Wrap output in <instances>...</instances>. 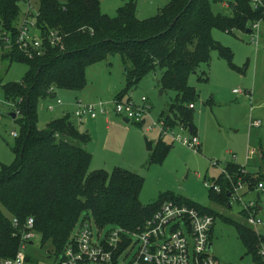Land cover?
Instances as JSON below:
<instances>
[{
    "label": "trees",
    "instance_id": "trees-1",
    "mask_svg": "<svg viewBox=\"0 0 264 264\" xmlns=\"http://www.w3.org/2000/svg\"><path fill=\"white\" fill-rule=\"evenodd\" d=\"M19 3L20 0H0V25L11 33L15 32L23 14ZM229 4L233 8L229 14H214L209 0H169L155 16L140 20L134 0H125L113 17L100 11L98 0H65L62 3L39 0L37 26L42 31L58 29L66 47L48 46L43 55L32 58L14 46L4 53L10 62L27 64L28 70L20 84L1 85L6 98H18L17 111L22 116V124L13 144L16 160L0 170V260L13 258L19 249L20 236L18 232L15 234L18 229L12 226V218H17L21 225L31 216L41 245L48 244L51 252L57 254L62 253L81 216L92 218L99 226L117 225L135 230L162 201L171 199L214 217V211L175 196H163L153 205L141 204L138 198L142 180L131 172L115 169L111 176L102 171L85 176L91 159L84 146L89 139L88 132L80 131L68 115L38 128L36 101L46 96L50 86L84 88L86 68L118 54L125 86L117 99L121 100L145 74L161 68L157 82L163 88L182 93L184 100L175 107L177 114L166 115V119L171 125L190 124L191 133H195L191 108L183 104L192 103L187 76L200 61L209 59L212 48L231 57L226 47L212 39L211 29L246 31L252 22L264 21L262 8H254L250 0H234ZM168 147L159 139L151 149L154 156L149 161L155 154L161 158ZM225 168L239 177L242 167L226 162ZM260 179H264V167L256 178L243 176L249 189ZM214 182L220 185L221 192L209 188L211 198L228 207L226 181L219 174ZM242 215L244 221L230 222L253 264H264L259 253L263 237L247 223L245 211Z\"/></svg>",
    "mask_w": 264,
    "mask_h": 264
},
{
    "label": "rangeland",
    "instance_id": "rangeland-1",
    "mask_svg": "<svg viewBox=\"0 0 264 264\" xmlns=\"http://www.w3.org/2000/svg\"><path fill=\"white\" fill-rule=\"evenodd\" d=\"M57 1L62 3L65 0ZM98 1L100 11L110 17L115 16L125 2ZM168 1L134 0L137 18L145 20L155 16ZM31 2L33 14L29 20L35 23L39 0ZM209 2L214 14H229L233 9L229 3L234 0ZM19 5L24 12V3L20 2ZM261 24L257 44L251 39L250 32L245 30L212 28V39L226 47L231 57L227 58L217 48H212L209 59L200 61L187 76L186 83L192 89V96L188 95L192 97L190 101L193 104L190 110L191 123L199 137L200 150L174 142L169 136L161 137L160 130L156 127L147 130L153 121L177 114L175 107L184 101L182 93L163 88L157 82L162 73L161 68L145 74L122 96L123 101L129 100L137 106L141 105V98L145 97L149 110L141 114L140 120L144 119L143 123L133 120L124 122L127 118L113 112L114 100H117L119 92L125 86L123 65L118 54L89 65L85 70L84 88H55L56 96L62 100L61 105L55 104L49 93H45V97H39L36 101L37 127L43 128L47 122L68 115L80 131L88 132L89 139L84 146L90 152L91 159L84 172L85 176L94 171H102L111 176L115 169H120L137 174L142 180L138 199L143 205H153L163 196H175L214 211L210 241L211 252L217 264H253L236 228L230 222L244 221L242 203L231 199L230 207H225L211 198L205 181L212 184L226 162H235L242 167L241 170L246 172L240 170L239 177L242 180L245 175L256 178L264 167V24ZM0 29H3L1 25ZM29 33L31 36H38L33 27H30ZM65 47L62 42L59 49ZM8 50H0V170L3 165H11L16 160L13 144L22 124V116L17 111L18 98H6L1 85L20 84L28 70L24 62H10L4 54ZM159 88L162 89L161 94L158 92ZM233 89L241 92L234 93ZM76 100L102 101L109 114L97 111L95 118L87 117L79 121L73 116ZM52 102L54 108L49 111L47 104ZM183 104L187 105L188 101ZM12 113L16 114L15 117ZM255 120L260 121L258 127L250 125ZM172 131L174 135H181L183 138L190 136L189 129H181L180 125H175ZM159 139L169 147L161 158H157L155 154L154 159L149 161L154 153L153 150L146 149V141L152 142L153 149ZM260 180L264 185V179ZM256 183L254 182V186ZM250 200L257 205L255 218L261 220L259 224L250 225L257 233L264 235V188L246 191L243 201ZM83 218H79L76 227ZM260 250L264 252V241ZM22 252L26 257L24 264H58L61 257V253L51 252L48 244L42 246L38 234L26 244Z\"/></svg>",
    "mask_w": 264,
    "mask_h": 264
},
{
    "label": "built area",
    "instance_id": "built-area-1",
    "mask_svg": "<svg viewBox=\"0 0 264 264\" xmlns=\"http://www.w3.org/2000/svg\"><path fill=\"white\" fill-rule=\"evenodd\" d=\"M25 5L24 12L18 21L15 32L11 33L6 29H0V50L16 47L29 58L41 56L46 48H59L63 42V34L58 29L42 31L29 18L33 14L31 0H20ZM254 8H262L264 14V0H250ZM36 18L38 11L35 12ZM262 20L252 22L250 27L251 39L258 43L259 27ZM30 27L36 30L38 36H31ZM234 93H240L239 89H233ZM55 100V104L61 105L62 100L56 96L54 86L47 89ZM141 105L137 106L131 101L114 100L113 112L128 121L141 122V114L149 110L145 97L141 98ZM192 108L193 104H187ZM54 104H47L49 111L53 110ZM97 111L109 114L107 106L102 101L82 102L76 100L73 109V116L82 121L83 118H95ZM144 120V119H142ZM181 129H188L183 123H176ZM175 125L169 124L167 119H160L152 122L148 129L157 128L160 136H169L172 140L178 141L194 150H200L199 137L190 132L188 138L181 135H174L172 128ZM258 127L259 120L250 123ZM16 136V132H12ZM244 171V170H241ZM245 172V171H244ZM246 173V172H245ZM223 180L226 181L225 190L229 193L228 207L230 200L242 203V209L246 212V220L249 224L255 225L261 222L255 218L257 205L254 201H243V195L249 190L246 182L240 177L233 176L224 167L221 171ZM205 185L213 191L221 192L219 184L212 182ZM263 182L258 181L251 190H263ZM12 226L18 231L15 234L20 236L19 249L13 258L0 260V264H24L26 257L22 250L28 242L37 235L33 229V218L27 217L20 225L17 218H12ZM214 217L208 213L200 212L196 208L175 200L166 199L162 201L152 215L145 220L143 225L135 230H129L117 225L99 226L91 218H84L81 224L73 229L59 259L58 264H217V260L209 247L210 235L212 232ZM264 259V252H259Z\"/></svg>",
    "mask_w": 264,
    "mask_h": 264
},
{
    "label": "water",
    "instance_id": "water-1",
    "mask_svg": "<svg viewBox=\"0 0 264 264\" xmlns=\"http://www.w3.org/2000/svg\"><path fill=\"white\" fill-rule=\"evenodd\" d=\"M249 30L250 29H247V32H249ZM158 92H159V94H161L162 93V89L161 88H159V90H158ZM13 117H15V113H12L11 114ZM124 122H128V120L127 119H124ZM144 122V120H141V123H143ZM188 129H189V132H192V127H191V125L189 124L188 125ZM146 149L147 150H151L152 149V142L151 141H146ZM229 196V193H227V197ZM257 198H258V195H257ZM212 245V243H209V247Z\"/></svg>",
    "mask_w": 264,
    "mask_h": 264
},
{
    "label": "crops",
    "instance_id": "crops-1",
    "mask_svg": "<svg viewBox=\"0 0 264 264\" xmlns=\"http://www.w3.org/2000/svg\"><path fill=\"white\" fill-rule=\"evenodd\" d=\"M223 4H224V2H223ZM260 23H262V24H264V21H261ZM261 24V25H262ZM261 27V26H260ZM246 32H247V29H246ZM259 33H260V31H259ZM52 100H53V98H52ZM53 103V102H52ZM49 104V103H48ZM88 150V149H87ZM237 164V163H236ZM261 173V172H260ZM261 181V180H260ZM257 195H258V193H257ZM256 195V196H257ZM258 198H259V195H258ZM257 232V231H256ZM259 234V233H258ZM260 235L263 237V240H262V242H261V244H260V249H261V246H262V243H263V241H264V235H262L261 233H260Z\"/></svg>",
    "mask_w": 264,
    "mask_h": 264
}]
</instances>
